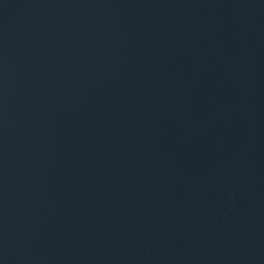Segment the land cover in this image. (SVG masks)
Wrapping results in <instances>:
<instances>
[{
    "label": "water",
    "instance_id": "95a60500",
    "mask_svg": "<svg viewBox=\"0 0 264 264\" xmlns=\"http://www.w3.org/2000/svg\"><path fill=\"white\" fill-rule=\"evenodd\" d=\"M0 264H264V0H0Z\"/></svg>",
    "mask_w": 264,
    "mask_h": 264
}]
</instances>
